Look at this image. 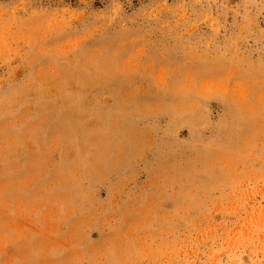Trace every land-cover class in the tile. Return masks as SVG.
I'll use <instances>...</instances> for the list:
<instances>
[{"label":"rangeland","instance_id":"rangeland-1","mask_svg":"<svg viewBox=\"0 0 264 264\" xmlns=\"http://www.w3.org/2000/svg\"><path fill=\"white\" fill-rule=\"evenodd\" d=\"M0 264H264V0H0Z\"/></svg>","mask_w":264,"mask_h":264}]
</instances>
